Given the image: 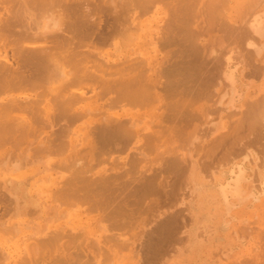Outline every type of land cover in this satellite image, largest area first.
Here are the masks:
<instances>
[{
  "label": "bare ground",
  "instance_id": "obj_1",
  "mask_svg": "<svg viewBox=\"0 0 264 264\" xmlns=\"http://www.w3.org/2000/svg\"><path fill=\"white\" fill-rule=\"evenodd\" d=\"M261 196L264 0H0V264H204Z\"/></svg>",
  "mask_w": 264,
  "mask_h": 264
},
{
  "label": "rangeland",
  "instance_id": "obj_2",
  "mask_svg": "<svg viewBox=\"0 0 264 264\" xmlns=\"http://www.w3.org/2000/svg\"><path fill=\"white\" fill-rule=\"evenodd\" d=\"M257 81L258 80H256L255 82ZM261 198V200L255 202H249V199L242 202L239 207L244 208L248 213L246 212L245 215L240 214V216L235 215V217L232 218L231 222L225 229L221 225L215 228L216 234H214L213 238L208 237V239L206 241L204 240L202 244H195L194 248L197 251V259L200 260L202 258V260H204V264H247L248 262L250 263V257H253L257 263L264 262V260H262L264 259V244H260L261 238L259 235L261 229L262 232H264V202H261L262 200H264V196H261ZM177 205V207H182L181 205L184 204L178 203ZM251 219H253L255 222ZM260 222L262 223L261 228ZM245 225L248 226V228L251 227L249 230H245L246 234L244 233V231H241L242 226L246 227ZM238 226H240V229H238ZM236 230H239L240 232H237ZM208 231L209 229L207 230V232ZM248 231L250 232V234L248 233ZM191 239V242H194L199 238L193 237ZM226 247L229 249V251L226 252L227 254L224 252ZM177 249L178 248H175L176 252H170L169 256L167 255V257L165 258V262L162 264H186L185 260L187 258L184 257H187L189 255V252L179 253ZM228 249H226V251ZM222 251L227 256L222 254ZM190 253V255H193L192 251ZM248 259L249 261H246ZM136 264H140V262L138 263V259L136 260Z\"/></svg>",
  "mask_w": 264,
  "mask_h": 264
}]
</instances>
